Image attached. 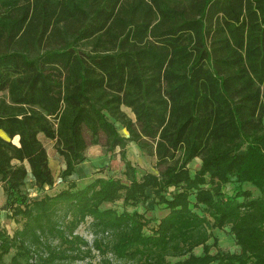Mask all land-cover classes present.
I'll return each mask as SVG.
<instances>
[{
    "label": "trees",
    "instance_id": "obj_1",
    "mask_svg": "<svg viewBox=\"0 0 264 264\" xmlns=\"http://www.w3.org/2000/svg\"><path fill=\"white\" fill-rule=\"evenodd\" d=\"M39 133L61 177L99 145L118 148L124 179L45 192L54 177ZM129 142L154 171L137 173ZM0 185L20 223L0 228V264L92 250L102 264H264V0H0ZM150 196L163 214L146 232L126 207ZM88 219L90 241L76 231ZM225 226L239 252L208 255L210 231Z\"/></svg>",
    "mask_w": 264,
    "mask_h": 264
},
{
    "label": "rangeland",
    "instance_id": "obj_2",
    "mask_svg": "<svg viewBox=\"0 0 264 264\" xmlns=\"http://www.w3.org/2000/svg\"><path fill=\"white\" fill-rule=\"evenodd\" d=\"M123 109L130 117H133V114L130 112L128 108L123 107ZM117 129L121 134H126V131L123 128H121L118 124H117ZM14 141L16 142L15 139ZM46 150L49 159V166L51 168V172L54 177V182L52 186L45 187L44 191L53 194L58 190L62 189L63 187H65L68 178L61 177L59 175V171L62 169L58 167L59 166L58 157L60 156L53 149L52 141L50 142V145L48 146V148H46ZM126 156L137 167L138 174H141L148 170L154 171L153 157L144 156L136 146L133 147L131 144L127 145ZM91 157H92L91 160L93 161L94 164L93 167L89 169L90 170L89 173L83 176H74L73 178L76 180V183L79 187L85 185L95 177L114 176L124 179V176L122 174L123 164L118 155V148H115L112 152H109V151H104L99 145H95V146L92 145L86 149V158H91ZM198 165H199V160L193 159L189 164L190 172L193 173V171L198 167ZM25 187L27 189L29 197L31 198H37L43 193V191L41 192L37 191L36 188H34L35 186L29 184L27 180H25ZM243 188L250 189L253 196H258L260 194L258 190H256L254 187L248 184H243ZM224 190L228 193L231 192L230 184L226 185ZM1 198L0 201H4V197ZM3 203L4 202L0 203V228L4 229L7 233L11 234L14 229L19 227L20 223L14 222L11 218L7 217L8 212L6 210H3L2 208ZM112 206L117 208L119 211L123 208L120 200L112 204ZM201 207L202 206L194 209L198 211V209H200ZM133 208L140 211L148 218V224L145 227L146 232H149L150 227L154 225L158 216L163 214L162 208L160 206H156L153 204L151 196L144 203H139L135 207H130V206L126 207L127 210H132ZM1 210L4 212H2ZM76 231L82 237L90 241L91 233L89 230V219L84 223L80 224ZM210 232L212 236L207 241L208 255L215 256L217 254H222V253L239 252V246L235 241L233 232L230 230L228 226H225L223 228H214ZM13 252L14 251L11 250L10 253L4 257V260L9 261ZM192 254L195 256L204 255V247L202 245L195 247L192 251ZM185 258L186 256L169 257L168 261L170 264H173L174 262L182 261ZM102 261L103 260L101 255L97 251L92 250L91 254L87 256L85 259L78 262H72V263L67 262L64 264H102ZM209 264H218V263L213 261Z\"/></svg>",
    "mask_w": 264,
    "mask_h": 264
},
{
    "label": "crops",
    "instance_id": "obj_3",
    "mask_svg": "<svg viewBox=\"0 0 264 264\" xmlns=\"http://www.w3.org/2000/svg\"><path fill=\"white\" fill-rule=\"evenodd\" d=\"M123 135H126V134H123ZM38 137L39 139L41 140V142L43 143L44 147L46 148V144H50V139L46 138L43 134L39 133L38 134ZM131 144L133 147H135L134 143L133 142H129L128 145ZM92 146V145H91ZM95 146V145H93ZM91 158H86L85 161H83L81 164H79L75 171L72 172L71 175L67 176L68 179H73L74 176H83V175H87L89 173V169L93 167V161L91 160ZM58 167L59 168H63L64 167V162H63V159L61 157H58ZM57 167V168H58ZM26 180L29 182V184L31 185H34V180H33V177L32 175L28 172L27 174V177H26ZM35 186V185H34ZM35 188V187H34ZM1 197H4L3 196V191H2V187L0 185V198ZM2 199V198H1ZM4 201H0V203H2ZM2 211V210H1ZM4 212V211H2Z\"/></svg>",
    "mask_w": 264,
    "mask_h": 264
}]
</instances>
